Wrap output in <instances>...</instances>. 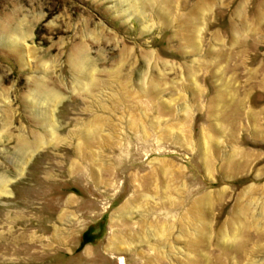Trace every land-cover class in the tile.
<instances>
[{
  "label": "rangeland",
  "instance_id": "1",
  "mask_svg": "<svg viewBox=\"0 0 264 264\" xmlns=\"http://www.w3.org/2000/svg\"><path fill=\"white\" fill-rule=\"evenodd\" d=\"M0 177V264H264V0H0Z\"/></svg>",
  "mask_w": 264,
  "mask_h": 264
},
{
  "label": "bare ground",
  "instance_id": "2",
  "mask_svg": "<svg viewBox=\"0 0 264 264\" xmlns=\"http://www.w3.org/2000/svg\"><path fill=\"white\" fill-rule=\"evenodd\" d=\"M203 2V1H202ZM208 2V1H207ZM210 2V1H209ZM195 7V6H194ZM7 30H8V28H7ZM11 30V29H10ZM13 30H15V28L13 29ZM77 64V63H76ZM85 68L87 69V65L85 64ZM77 72V71H76ZM82 72L84 73V72H87V74L89 73V70H82ZM85 74V73H84ZM47 94V93H46ZM56 97V94H55V92L52 94V97ZM53 100V99H52ZM39 142V141H38ZM21 159H23V158H21ZM6 179H4L3 177H0V186H3L5 183H6ZM1 188V187H0ZM124 207V209H125V211H126V209H129V205L128 206H126V205H124L123 206ZM56 237H57V235H56ZM58 238V237H57ZM62 238V237H61ZM60 238V239H61ZM62 240V239H61ZM65 243V242H64ZM119 259H120V263L121 264H125V258L124 257H119Z\"/></svg>",
  "mask_w": 264,
  "mask_h": 264
}]
</instances>
